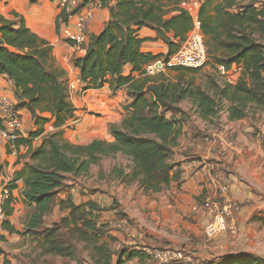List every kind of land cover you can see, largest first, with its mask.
Wrapping results in <instances>:
<instances>
[{
    "label": "trees",
    "instance_id": "1",
    "mask_svg": "<svg viewBox=\"0 0 264 264\" xmlns=\"http://www.w3.org/2000/svg\"><path fill=\"white\" fill-rule=\"evenodd\" d=\"M90 1L81 0L69 13L61 10L56 25L66 23L70 14ZM97 1L108 9L109 19L99 33L87 34L86 41L80 44L84 53L73 56L72 63L79 69L82 90L106 86L114 93L123 88L128 100L121 105L120 122L109 124L112 140L93 139L87 144H74L63 137L66 124L75 119L76 108L69 96L66 71L56 64L52 45L32 32L18 14L14 13L13 19L0 15V75L12 81L17 108L26 109L37 127L27 137L7 142L15 149L27 146L29 160L5 185L8 195L1 206L5 214L2 225L9 233L35 240L43 257L77 259L78 246L82 244L90 264H124L135 257L141 260L146 254L112 248L114 238L99 222L98 215L110 210V206L101 207L92 200L75 204L67 198L59 200L61 208L69 209L66 215L51 224H45L44 216L50 213L57 192L70 177L88 175L91 166L98 165L104 157L119 154L126 160L125 165L111 166V180L126 185L136 183L145 193L160 192L173 181L180 183L181 170L173 160V148L182 133L181 122L187 119L179 106L183 100L190 101L205 120L220 112L228 121L255 118L264 112V2L258 6L257 0H202L197 16L206 62L211 64L213 74H205V80L197 83L195 74L202 67H174L173 76L147 75L143 69L159 56L174 54L192 30V15L179 6V0ZM144 26L153 29L167 44L166 54L141 51L145 39L137 31ZM233 64L241 68L236 81L219 82L217 66L228 70ZM127 65L131 68L124 74ZM177 114L179 119L175 118ZM46 123L53 130L45 133ZM37 137H41V143L33 147ZM2 167L0 158V170ZM17 180L23 183V200L33 204L21 231L8 220L15 201L11 190ZM120 214L126 218L124 212ZM209 264H264V258L238 252L219 256Z\"/></svg>",
    "mask_w": 264,
    "mask_h": 264
},
{
    "label": "crops",
    "instance_id": "2",
    "mask_svg": "<svg viewBox=\"0 0 264 264\" xmlns=\"http://www.w3.org/2000/svg\"><path fill=\"white\" fill-rule=\"evenodd\" d=\"M193 2H198V12L202 0H179V6L187 9L186 5ZM262 2L264 1L257 0L256 4L260 6ZM85 6L91 7L93 14L87 34L99 33L109 19L108 9L100 7L97 0H91ZM60 11L59 0H0V15L7 19L15 18L14 13L21 16L32 32L52 45L56 64L66 71L69 96L76 111L75 119L66 124L63 137L74 144H87L93 139L112 140L109 124L119 123L121 120L123 113L121 105L128 100L125 89H119L114 93L106 86L101 89L82 90L78 78L79 69L73 65L72 58L82 55L85 49L65 41L61 34L66 24H72L76 14H70L66 23L60 22L57 26L56 19ZM137 33L139 37L145 39L140 47L142 52L154 55L167 53V44L153 29L144 26ZM185 43L186 40L179 49L184 47ZM130 68V65H127L124 74H127ZM229 72L236 81L240 71L235 70L234 64ZM163 74L169 76L165 72ZM80 92L82 95H79ZM0 96L16 100L13 83L6 75H0ZM89 104L96 105L99 110L103 108L105 112L97 114L85 110ZM179 106L186 112L187 117L185 122H181L182 133L178 138V144L173 148V160L179 164L181 170L180 183L173 181L168 188L160 192L145 193L136 183L126 185L111 180L108 175L111 167L102 169V166H99L104 158L110 156L104 157L98 165L91 166L88 175L72 177V181L67 180L66 185L57 192L52 210L44 216L45 224L58 221L68 213L69 209L60 207L59 200L70 198L75 204L92 200L101 207H108L116 200L126 214V219L135 223L133 227L128 228L127 237L121 238L123 243L138 244L148 241L154 245L183 248L191 256L208 263L224 254L249 252L236 250L239 240L245 237L242 232L234 236L220 233L212 239L205 238L203 227L207 218L204 212L194 211L193 206L196 200L215 195L217 174L229 173L230 193L236 201L243 204L237 214L240 226L245 220L253 223L264 222V210L252 213L251 209L254 205L264 204L257 201L261 195L253 190L255 186L252 183V176L264 171V112L257 113L255 118L244 117L235 121H228L226 114L220 112L211 120H205L198 116L190 101L183 100ZM18 111L22 120V134L27 137L28 133L37 127L26 109L18 108ZM2 112L1 107L0 115ZM175 118L179 119V114ZM44 130L46 133L53 128L50 123H46ZM40 143L41 137H37L33 139L32 146H38ZM27 149L28 147L24 145L17 149L13 148L0 133V158L3 165L0 170V206L2 188L12 179L14 172L29 160ZM94 166H98L102 171L97 172ZM15 185L11 190L15 201L12 203L13 211L8 220L21 231L33 204L23 200L20 193L23 183L17 180ZM98 187H101V194L98 193ZM114 216L116 212L113 211L112 217ZM100 220L99 216V222L103 223ZM143 225L146 233L141 229ZM1 243L7 247H1L0 264H4L5 260L8 264H17L16 256L24 259L21 255L26 250L29 251L30 244L36 245V241L28 235L7 231L3 234L0 245ZM36 248L37 246L35 250Z\"/></svg>",
    "mask_w": 264,
    "mask_h": 264
},
{
    "label": "built area",
    "instance_id": "3",
    "mask_svg": "<svg viewBox=\"0 0 264 264\" xmlns=\"http://www.w3.org/2000/svg\"><path fill=\"white\" fill-rule=\"evenodd\" d=\"M81 0H59L61 10L66 13L75 10ZM198 2L188 3L186 8L193 18V28L189 32L184 47L169 56H159L151 62L144 65L143 69L147 75H155L171 70L174 67H202L207 60V52L204 38L200 29V21L197 12ZM76 18L72 24H66L62 29V37L73 45H80L87 39V29L92 19V10L89 6H84L75 12ZM235 65V70L240 71V66ZM218 72L225 81L234 83L229 69H225L223 65L217 66ZM17 102L14 98L0 96V108L3 112L0 115V133L7 142H14L22 134V120ZM216 193L213 197H207L200 203H195L194 211H202L206 216V222L203 227L205 238L212 239L220 233L236 235L238 232L237 214L241 207L236 199L230 193V179L226 175L217 174L215 177ZM1 202L3 203L8 195L7 187L2 188ZM1 203V206H2ZM0 206V236H3L5 229L3 228V220L5 214ZM118 226H124L126 221L121 218L117 222ZM150 256L157 264H209L201 262L183 248L171 247H149L143 246L135 248Z\"/></svg>",
    "mask_w": 264,
    "mask_h": 264
},
{
    "label": "rangeland",
    "instance_id": "4",
    "mask_svg": "<svg viewBox=\"0 0 264 264\" xmlns=\"http://www.w3.org/2000/svg\"><path fill=\"white\" fill-rule=\"evenodd\" d=\"M207 58H208V56H207ZM207 62L202 66V69L195 74V81L197 83L203 82L205 80V74H213V69L211 67V64L207 63ZM170 71H166L165 73L169 74L170 76L175 74L174 71H171V72ZM216 75H217L219 82L224 81V78L218 72V70H217ZM73 89L74 88H72V91H74ZM79 95H82L81 92ZM84 109L85 110L88 109L90 112L97 113V114H100V112H102V111L105 112V109L101 108V110H99L96 105H92V104H89V106L87 108H84ZM114 164L125 165L126 160L120 155L119 156H117V155L116 156H110L109 158H104L101 162V165H99V166H102V169H103V168H107V167L110 168ZM94 168H95V170L97 169V172L102 171V170L101 171L99 170L98 166H94ZM263 169H264V163H263ZM228 174L229 173H226L225 175L228 176ZM68 180L72 181L73 178L70 177V179H68ZM252 183H253V186H255L253 188V190L261 195L260 198L257 199V201L264 203V171L253 175L252 176ZM97 190L99 191L98 193H100V194L102 193L101 187H98ZM238 204L241 208L243 207V204H241L240 202H238ZM119 205L120 204L116 200H114L113 203H111V205H110V207H111L110 210H102L98 213V215L101 218L100 221L103 222L104 226L107 229L106 232L109 234V236L114 238V241L110 242L112 248H114L115 250L123 249V250L131 251L135 248H141L143 246L165 247V246H159V245L151 244L148 241L146 243H138V244L137 243H135V244L134 243H132V244L123 243L121 238L125 239L127 237V234H129V231H127V230H129L128 228L130 226L133 227L135 225V223L130 222L126 218H123L126 221V224L122 227L117 225L116 222L122 217L120 213H123L122 209L120 208L121 205L120 206ZM114 208H116V209H114ZM251 209H252V213H254V212L260 213V211L264 210V204L254 205L251 207ZM113 211L119 212V213H117L116 216L112 217ZM237 224L239 227H238V232L236 235H238V234H240V232H242L243 234H245V237L242 238L241 240H239L240 243L237 245L236 250H241V249L247 250L249 252H252V253H255L259 256H262L264 258V222L253 223L252 221L249 222L248 220H245L243 225L240 226V223L237 220ZM146 226L148 227V222L146 223ZM141 229H143L144 233H146L145 225H143ZM118 234H120L121 237ZM145 237H147V236H145ZM145 237H143V238L145 239ZM104 240L109 241V239L107 237H104ZM30 246H31V248L29 249V251L26 250L25 253H23L24 255L23 254L21 255L22 257H24V259L18 255L16 256V258L18 259L17 264H90L89 263L90 260H89L88 255H87L88 251L85 250L84 248H82V244H80L78 246V254L76 257L77 259H68V258H62L59 256L43 257V256L39 255V251L37 248L35 250V247H36L35 244H30ZM1 247H7V245L1 243L0 249H1ZM27 252H29V253H27ZM25 257H26V260H25ZM124 264H157V262L155 260H153L150 256L143 255L141 260L138 257L131 258L130 260H127Z\"/></svg>",
    "mask_w": 264,
    "mask_h": 264
}]
</instances>
